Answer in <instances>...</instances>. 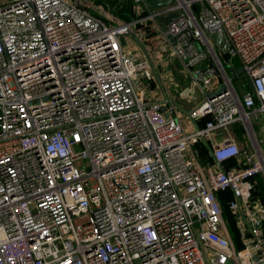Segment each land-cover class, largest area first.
I'll return each instance as SVG.
<instances>
[{
  "label": "built area",
  "instance_id": "obj_1",
  "mask_svg": "<svg viewBox=\"0 0 264 264\" xmlns=\"http://www.w3.org/2000/svg\"><path fill=\"white\" fill-rule=\"evenodd\" d=\"M110 1L0 0V264H264V0Z\"/></svg>",
  "mask_w": 264,
  "mask_h": 264
},
{
  "label": "rangeland",
  "instance_id": "obj_2",
  "mask_svg": "<svg viewBox=\"0 0 264 264\" xmlns=\"http://www.w3.org/2000/svg\"><path fill=\"white\" fill-rule=\"evenodd\" d=\"M128 41V40H127ZM165 55H167V53H165ZM228 65V63H226V66ZM169 67L171 68L170 70L172 71V75H173V81H169L170 87L172 88L173 92L176 94L175 97L177 98V100L182 103L185 108L186 111H190L191 109H193L197 104H199L204 98H205V94L202 91V89L199 88H195L194 93H195V97L193 100H188V97L185 95H182V92H185L186 90H191L194 87V83L192 82V79L190 77V75H187L183 72H180V63L178 62L177 59H171L170 60V64ZM234 84L239 88V90L241 92H243L245 90V88H247V83H246V79L242 74H239L237 78H235L233 80ZM136 86L138 88H140V86L138 85V83L136 82ZM143 86V84H142ZM185 88V89H184ZM181 89H184L182 92H180ZM178 92H180V95L178 94ZM182 116V120L185 123L187 130H192V122L189 118L188 113L183 112L180 114ZM242 121H238V123H233L230 125V129L234 132L235 136L237 137V139L240 141V133L244 132L241 129V123ZM253 122H254V127L259 135L260 138H262L264 140V117H260V118H255L253 117ZM240 127L238 129V127ZM241 129V130H240ZM195 148L197 149V145L195 146ZM200 152V156L201 157H207L209 158V151L207 149L204 148V150H199ZM259 187L264 191V186H262V175H260V179H259ZM225 215V214H224ZM235 242L237 245H240V241L238 239V241L235 239Z\"/></svg>",
  "mask_w": 264,
  "mask_h": 264
},
{
  "label": "water",
  "instance_id": "obj_3",
  "mask_svg": "<svg viewBox=\"0 0 264 264\" xmlns=\"http://www.w3.org/2000/svg\"><path fill=\"white\" fill-rule=\"evenodd\" d=\"M172 1L173 0H149V2L151 3V5L154 8H158L161 5H165V4L171 3ZM174 17H175V13H172V14H170L168 16L162 17V21L164 23H166L167 21L172 20ZM212 36H213L214 40L216 41L219 49L222 51L223 59L225 61H228L230 59V53L227 52V51H224V48L227 47V42H226V40L224 38L223 33L222 32H214L212 34ZM227 67H228V69L230 71V80L231 81L234 80L237 75L243 73V67H239V68H237L235 70L233 68V66L231 64H229V63L227 65ZM225 88H226V84L225 83H220L218 89L215 92H208V95H209V97H213V96H215V94L221 93L223 90H225ZM162 110H164V109H162ZM241 129L244 131L245 127L242 126Z\"/></svg>",
  "mask_w": 264,
  "mask_h": 264
},
{
  "label": "trees",
  "instance_id": "obj_4",
  "mask_svg": "<svg viewBox=\"0 0 264 264\" xmlns=\"http://www.w3.org/2000/svg\"><path fill=\"white\" fill-rule=\"evenodd\" d=\"M98 1H102V2H104V0H98ZM109 2H112V1H110V0H108ZM128 8H129V4H128V2H123L122 3V7L120 8V12L123 14L122 16L124 17V18H126V19H128L129 18V16L130 15H127V11H128ZM235 64L237 65V63L235 62ZM234 64V65H235ZM235 65V66H236ZM238 76H236V78H237ZM240 127H238V129H239ZM241 130V129H240ZM243 133H240V140H243L244 139V137H243ZM223 211H224V214H225V216H226V218H229L230 217V214H229V210H228V208H227V206H226V203L224 202L223 204ZM234 237H235V239L238 241V238H237V233H236V231L234 232Z\"/></svg>",
  "mask_w": 264,
  "mask_h": 264
},
{
  "label": "crops",
  "instance_id": "obj_5",
  "mask_svg": "<svg viewBox=\"0 0 264 264\" xmlns=\"http://www.w3.org/2000/svg\"><path fill=\"white\" fill-rule=\"evenodd\" d=\"M247 86H248V84H247ZM247 86H246V87H247ZM244 91H246V88H245ZM244 91H243V93H244ZM230 132H231L232 134H234V132H233L231 129H230ZM218 133H219V134H220V133H224V135H227V134H228V132L225 133V132H223V131H220V132H218Z\"/></svg>",
  "mask_w": 264,
  "mask_h": 264
}]
</instances>
